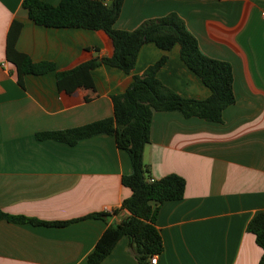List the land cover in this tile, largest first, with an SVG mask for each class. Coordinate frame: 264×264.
<instances>
[{
  "label": "crops",
  "instance_id": "crops-1",
  "mask_svg": "<svg viewBox=\"0 0 264 264\" xmlns=\"http://www.w3.org/2000/svg\"><path fill=\"white\" fill-rule=\"evenodd\" d=\"M23 1L0 0V212L68 223L0 218V264H85L105 229L130 215L122 208L131 195L122 183L130 157L110 134L70 145L36 133L113 117L112 97L164 55L157 74L164 85L186 98L205 99L211 90L182 61L179 45L164 50L154 42L141 47L130 73L101 63L58 79V72L111 56L113 41L104 30L39 25ZM172 12L204 54L230 62L236 100L221 122L153 113L143 151L151 178L176 173L186 180L184 197L159 207L164 250L156 264H259L263 250L247 225L264 210V0H124L115 27L133 30ZM14 22L21 27L12 36ZM10 36L18 51L56 69L27 74L21 85L7 59ZM94 213L106 216L89 217ZM104 264H140L131 238L123 236Z\"/></svg>",
  "mask_w": 264,
  "mask_h": 264
},
{
  "label": "trees",
  "instance_id": "trees-1",
  "mask_svg": "<svg viewBox=\"0 0 264 264\" xmlns=\"http://www.w3.org/2000/svg\"><path fill=\"white\" fill-rule=\"evenodd\" d=\"M124 0H61L52 4L43 0H24L23 6L29 18L39 25L48 27H78L90 30H104L112 39L114 52L100 61L93 59L76 68L58 72V79L74 78L84 70H91L99 64L117 67L125 73L135 68L139 51L147 42H154L164 50L180 46V57L185 65L211 90L205 99L186 98L164 85L158 78L159 69L166 63L162 56L150 65L142 75H135L126 92L114 95V116L94 121L83 126L63 130L40 131L38 139H53L70 145L98 134L115 137L119 148L124 149L131 161V172L122 177L124 186L131 195L124 199L122 208L129 211V217L117 225H109L98 239L94 249L87 256L85 264H104L123 236L131 238L134 253L140 264H151L150 258L164 250L161 233L156 226L160 205L167 200L184 197L186 180L171 173L150 181V166L143 160V151L150 142V131L154 111H180L185 117H200L207 121L221 122L223 111L236 100L233 89V69L228 61L204 54L195 35L188 29L184 19L175 12L158 18L147 19L133 30L117 29ZM21 23L14 22L13 33L17 35ZM11 38L7 47V59L15 65L18 80L23 84L27 74L40 75L56 69L54 62L33 61L27 54L15 48ZM105 213L90 214L102 217ZM0 218L16 222L64 225L66 221L47 222L27 216H12L0 212ZM255 235L256 243L263 254L259 264H264V210L255 214L247 225Z\"/></svg>",
  "mask_w": 264,
  "mask_h": 264
},
{
  "label": "built area",
  "instance_id": "built-area-1",
  "mask_svg": "<svg viewBox=\"0 0 264 264\" xmlns=\"http://www.w3.org/2000/svg\"><path fill=\"white\" fill-rule=\"evenodd\" d=\"M154 179L153 178H150V181H153ZM114 211V210H113ZM112 211V212H113ZM157 260H158V256L157 255H154L150 258V263L151 264H156L157 263Z\"/></svg>",
  "mask_w": 264,
  "mask_h": 264
}]
</instances>
